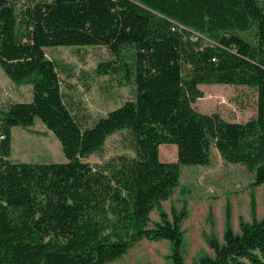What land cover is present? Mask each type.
I'll return each instance as SVG.
<instances>
[{"label":"trees","instance_id":"1","mask_svg":"<svg viewBox=\"0 0 264 264\" xmlns=\"http://www.w3.org/2000/svg\"><path fill=\"white\" fill-rule=\"evenodd\" d=\"M102 46L95 72L135 97L86 125L62 88L67 66L46 47ZM0 67L32 86L29 101L0 109V264H106L141 240H167L183 264L184 212L150 213L178 185L180 165H209L212 151L264 183V0H0ZM244 85L256 113L230 121L198 111L200 84ZM39 119L66 161L9 159L11 130ZM125 131V151L84 160ZM164 142L177 161L160 159ZM196 264H264V217L208 239Z\"/></svg>","mask_w":264,"mask_h":264},{"label":"rangeland","instance_id":"2","mask_svg":"<svg viewBox=\"0 0 264 264\" xmlns=\"http://www.w3.org/2000/svg\"><path fill=\"white\" fill-rule=\"evenodd\" d=\"M46 56L70 68V76L61 74L62 88L74 113L86 114V125L135 97L132 86L118 87L107 75H97L100 61L112 58L102 46L46 47ZM203 95L193 106L200 112H217L230 121H245L256 113L255 90L244 85L200 84ZM32 86L13 82L0 67V109L13 101H29ZM125 131L109 135L102 148L84 160L99 163L125 151ZM160 159L177 161L176 145L164 142L159 147ZM9 159L20 162L66 161L60 142L35 119L32 126H14L11 130ZM178 185L171 195L151 211L152 222L160 220V212L172 219V211L184 212L180 222L183 234V264H196L202 255L212 254L208 239L223 241L228 227L240 231V223L264 217V183L253 184V175L238 163L225 162L212 151L209 165H180ZM185 262V263H184ZM106 264H171L167 240H141L120 258Z\"/></svg>","mask_w":264,"mask_h":264},{"label":"crops","instance_id":"3","mask_svg":"<svg viewBox=\"0 0 264 264\" xmlns=\"http://www.w3.org/2000/svg\"><path fill=\"white\" fill-rule=\"evenodd\" d=\"M185 263V262H184Z\"/></svg>","mask_w":264,"mask_h":264}]
</instances>
